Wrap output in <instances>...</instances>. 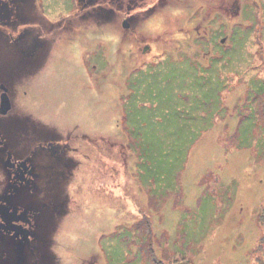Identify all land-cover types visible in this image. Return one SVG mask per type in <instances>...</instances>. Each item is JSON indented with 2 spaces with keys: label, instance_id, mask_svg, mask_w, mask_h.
Wrapping results in <instances>:
<instances>
[{
  "label": "rangeland",
  "instance_id": "1",
  "mask_svg": "<svg viewBox=\"0 0 264 264\" xmlns=\"http://www.w3.org/2000/svg\"><path fill=\"white\" fill-rule=\"evenodd\" d=\"M197 1L140 27V57L70 34L54 73L29 77L33 124L93 138L64 207L44 212L45 264L264 263V0ZM45 2L55 20L75 12Z\"/></svg>",
  "mask_w": 264,
  "mask_h": 264
},
{
  "label": "flooded vegetation",
  "instance_id": "2",
  "mask_svg": "<svg viewBox=\"0 0 264 264\" xmlns=\"http://www.w3.org/2000/svg\"><path fill=\"white\" fill-rule=\"evenodd\" d=\"M176 3L75 0L74 14L55 20V11L48 10L45 0H0V207L9 214L7 219L0 215V264H45L40 229L44 212L49 208L56 213L64 207L66 202L59 199L60 182L75 178L73 169L82 166L78 157L88 158L85 150L93 141L87 134L72 132L71 127L57 133L50 132L44 120L33 124L27 107L29 77L54 73L64 36H74L67 38V45L79 49L81 34L85 42L81 49L87 53L94 29L109 26L116 32L120 29L122 47L127 35L134 38L136 51L131 49L129 55L140 57L143 44L147 43L144 54L150 49L147 36L152 35L140 33L139 28L148 22V28L154 26L157 15ZM96 16L102 20L96 21ZM100 56L106 64L108 55Z\"/></svg>",
  "mask_w": 264,
  "mask_h": 264
},
{
  "label": "trees",
  "instance_id": "3",
  "mask_svg": "<svg viewBox=\"0 0 264 264\" xmlns=\"http://www.w3.org/2000/svg\"><path fill=\"white\" fill-rule=\"evenodd\" d=\"M200 1L198 0L197 1V3H199ZM94 19L96 20V21H98V20H102V18L101 17H99V16H96V17H94ZM110 28H114V27H112V26H109L107 29H105V30H103V29H99V30H95L94 29V35H96L97 33H99V34H104V35H107V34H109V35H114L117 39L116 40H114L113 41V44H114V46H115V48L113 49V51L115 52V54L117 55V57H118V54L120 55L121 54V52H122V50L121 49H123L125 46H129V47H131L132 48V46H133V44H134V42H136V40L134 39H132V38H130V35H127L126 37H125V39H126V43H125V45L122 47L120 44H119V35L120 34H118V32H114V30H110ZM107 32V33H106ZM117 41V42H116ZM133 41V42H132ZM105 45H107V46H109L110 44L109 43H107V44H104V45H99V47L100 46H105ZM115 49H117L118 50V53H117V50H115ZM119 49H120V51H119ZM133 49V48H132ZM130 51H131V49H130ZM119 58V57H118ZM118 63V62H117ZM117 64L115 63V66H116ZM212 67L213 68H215L214 66H210V69L208 70V71H212L213 69H212ZM207 73V72H206ZM211 73V72H210ZM188 74V73H187ZM203 76V74H201V77ZM214 76H216L215 74H214ZM200 81V80H199ZM202 84V87L204 88V87H206V82H204V83H201ZM261 85L259 86V89H262L263 87H264V83L262 84V83H260ZM183 89L185 90H187V91H189V93H191V97L192 96H194V94H193V92H194V87H193V89H192V91H190L189 89H188V83L185 81V82H183ZM176 93V92H175ZM203 105H205V104H203ZM257 256L255 257V259H254V262H256V261H258V262H263L262 260H261V256H262V253L259 251V252H257Z\"/></svg>",
  "mask_w": 264,
  "mask_h": 264
},
{
  "label": "water",
  "instance_id": "4",
  "mask_svg": "<svg viewBox=\"0 0 264 264\" xmlns=\"http://www.w3.org/2000/svg\"><path fill=\"white\" fill-rule=\"evenodd\" d=\"M0 215H2L4 219H7V216L9 215L8 210L0 207Z\"/></svg>",
  "mask_w": 264,
  "mask_h": 264
},
{
  "label": "bare ground",
  "instance_id": "5",
  "mask_svg": "<svg viewBox=\"0 0 264 264\" xmlns=\"http://www.w3.org/2000/svg\"><path fill=\"white\" fill-rule=\"evenodd\" d=\"M52 205V204H51ZM48 259V258H47Z\"/></svg>",
  "mask_w": 264,
  "mask_h": 264
}]
</instances>
